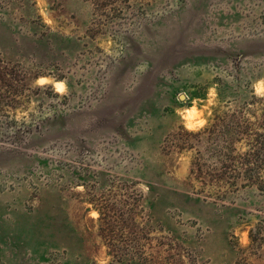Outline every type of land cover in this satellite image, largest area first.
<instances>
[{
  "label": "rangeland",
  "instance_id": "rangeland-1",
  "mask_svg": "<svg viewBox=\"0 0 264 264\" xmlns=\"http://www.w3.org/2000/svg\"><path fill=\"white\" fill-rule=\"evenodd\" d=\"M0 264H264V0H0Z\"/></svg>",
  "mask_w": 264,
  "mask_h": 264
},
{
  "label": "water",
  "instance_id": "water-1",
  "mask_svg": "<svg viewBox=\"0 0 264 264\" xmlns=\"http://www.w3.org/2000/svg\"><path fill=\"white\" fill-rule=\"evenodd\" d=\"M180 98H181L182 100H184V94H181Z\"/></svg>",
  "mask_w": 264,
  "mask_h": 264
}]
</instances>
